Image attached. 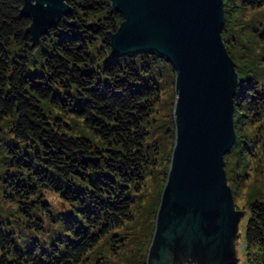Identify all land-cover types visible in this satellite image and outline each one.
Wrapping results in <instances>:
<instances>
[{"label":"trees","instance_id":"trees-1","mask_svg":"<svg viewBox=\"0 0 264 264\" xmlns=\"http://www.w3.org/2000/svg\"><path fill=\"white\" fill-rule=\"evenodd\" d=\"M67 2L73 12L33 46L23 1L0 0V196L11 207L0 208V264L101 263L96 248L120 241L114 231L133 221L136 196L159 165L161 143L151 144L150 123L167 80L170 107L160 126L174 145L173 66L147 53L111 56L109 34L123 21L111 0ZM225 9L222 36L240 77L237 138L225 169L228 182L240 185L252 163H264V76L236 59L247 43L235 12L264 11V0H225ZM254 28L249 41L264 44V22ZM46 190L68 211L55 209ZM160 197L151 208L152 237ZM244 210L246 262L264 264V195L253 192Z\"/></svg>","mask_w":264,"mask_h":264},{"label":"water","instance_id":"water-1","mask_svg":"<svg viewBox=\"0 0 264 264\" xmlns=\"http://www.w3.org/2000/svg\"><path fill=\"white\" fill-rule=\"evenodd\" d=\"M22 1L33 46L73 12L67 0ZM111 7L123 16L109 34L111 56L153 54L176 72L175 142L146 264H242L247 211L236 207L225 169L240 77L222 36L224 0H111Z\"/></svg>","mask_w":264,"mask_h":264},{"label":"rangeland","instance_id":"rangeland-1","mask_svg":"<svg viewBox=\"0 0 264 264\" xmlns=\"http://www.w3.org/2000/svg\"><path fill=\"white\" fill-rule=\"evenodd\" d=\"M235 13V16L240 19V21L238 19L235 29L243 34V37L246 39L245 41L247 43V45L243 44L242 46H238V48L235 49L236 59H240L243 65L248 63L250 67H252L251 63L253 62V64L258 66L257 68H254L259 72H262L264 76V44L257 40L256 36L251 38L253 41H249L250 36L254 35V26L264 22V11L251 9L246 10L244 13L242 10H237ZM169 85L170 81L167 80L163 95V103L157 105L153 115L154 120L152 123H150L151 131L153 133V135L150 137L151 144L153 145L155 142L158 144L161 143V152L157 154V161L159 162V165L154 171L151 172V174L147 176V186L136 196V204L133 208V221L126 222L121 228L114 231L118 235L120 241L112 244L110 240L105 239L101 241L100 245L96 248L95 253L93 254V259L97 260L99 257V261H101L100 264H138L136 261L141 260L142 256L146 255L147 258L148 249L152 241L151 228L153 219L151 208L153 207V202L155 201L159 192L161 196L165 184V181L163 182V171L167 165L168 168L170 166V162L168 163L166 160L169 155L168 153L171 152L172 154L171 148H173L171 146L170 137H167L164 134V130L166 132L167 130L160 126L166 122L164 120L168 119L170 107L169 96L171 95V87ZM168 127L170 126L168 125ZM7 137L8 134L4 136V139L7 140ZM78 157H81V155L79 154ZM242 179L245 181L240 185H237L236 181L235 183H228L231 188L233 185L237 190L234 198L235 203L238 205L239 209L244 210L246 209L249 197L253 192H258L261 195H264V163H252L247 175ZM45 195L47 201L55 209L60 211H68V205H66L54 192L46 190ZM6 206L7 203L1 197L0 208L4 209ZM10 208L11 207H8L7 210ZM245 224L246 220L243 218L240 222L239 228L244 235ZM244 242V237H242L238 243L239 255L243 257L242 264H247Z\"/></svg>","mask_w":264,"mask_h":264}]
</instances>
